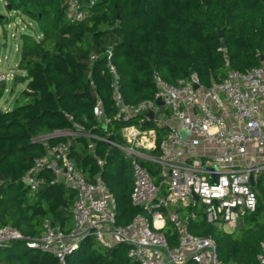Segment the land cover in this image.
Wrapping results in <instances>:
<instances>
[{
  "label": "trees",
  "instance_id": "1",
  "mask_svg": "<svg viewBox=\"0 0 264 264\" xmlns=\"http://www.w3.org/2000/svg\"><path fill=\"white\" fill-rule=\"evenodd\" d=\"M79 1L89 17L71 23L65 18L64 0H3L6 9L27 17L37 29L34 34L19 35V73L13 74L9 92L21 83L25 87L11 109H0V227L13 226L24 236L37 235L44 218L63 231L71 229L75 193L51 184L48 176L30 194L21 178L43 154L38 137L70 127L68 117L105 137L92 107L98 94L109 118L116 111L105 61L108 50L127 103L152 97L155 73L174 83L195 72L207 86L223 77L226 61L239 71L264 65L258 60L264 57V0H97L91 6L86 0ZM221 40L225 49H220ZM5 88L1 83L0 98ZM132 122H111L107 127L112 132L110 140L120 142V129ZM155 130L152 154L157 156L166 133L163 127ZM95 152L104 160L102 168L83 138L73 141L69 156L87 180L100 174L116 199V223L126 225L143 212L130 201L129 163L117 148L100 140L95 142ZM144 165L155 171L153 163ZM255 188V211L246 214L242 228L232 232L208 224L197 208L196 214H190V206L180 212V208L174 209L187 221L191 233L214 238L217 256L225 263L258 264L260 243L264 241V177L257 180ZM163 231L169 245L174 246L176 234L169 220ZM91 238L86 237L77 250L67 254L65 264H137L126 256L129 246L125 244L101 247L95 241L86 250ZM0 264L59 263L46 252L27 248L24 240H13L0 246ZM185 264L196 263L188 260Z\"/></svg>",
  "mask_w": 264,
  "mask_h": 264
},
{
  "label": "built area",
  "instance_id": "2",
  "mask_svg": "<svg viewBox=\"0 0 264 264\" xmlns=\"http://www.w3.org/2000/svg\"><path fill=\"white\" fill-rule=\"evenodd\" d=\"M96 1L86 3L91 6ZM64 12L71 23L89 17L79 0H64ZM105 61L116 111L109 118L98 94L92 107L105 137L68 117L70 127L38 137L43 154L21 178L30 194L48 176L51 184L75 193L71 229L63 231L44 218L39 233L30 237L4 225L0 227V246L24 240L27 248L46 252L59 264H65L66 255L91 236L101 247L128 245L126 256L137 264H185L188 260L196 264H227L217 256L214 238L191 233L187 221L179 218L174 208L190 206V214H196L194 208L199 203L205 221L223 231L235 229L246 214L255 211V183L264 177V65L239 71L226 61L223 77L207 86L195 72L174 83L155 73L152 97L127 103L110 50ZM12 78L11 73L0 71V84L11 82ZM157 99L163 102L162 106L156 104ZM130 120L133 122L120 129L121 141L110 140L108 125ZM156 127H163L166 134L159 142V154L154 156ZM181 132L187 136L183 138ZM78 138L86 140L99 168L104 160L95 152L97 140L117 148L128 161L132 176L130 201L143 210L130 223H116V199L100 174L87 180L70 158V146ZM146 162L154 164L153 173L144 165ZM193 195L197 198L193 199ZM166 220L175 229L174 246L169 245L163 231ZM257 262L264 264V241L260 243Z\"/></svg>",
  "mask_w": 264,
  "mask_h": 264
},
{
  "label": "rangeland",
  "instance_id": "3",
  "mask_svg": "<svg viewBox=\"0 0 264 264\" xmlns=\"http://www.w3.org/2000/svg\"><path fill=\"white\" fill-rule=\"evenodd\" d=\"M0 17L3 23L0 25V71L18 72L16 62L20 50L19 35L23 32L34 34L37 30L36 24L27 17L6 9L3 0H0ZM9 83H6L7 88L9 87ZM20 86L18 84L12 92L6 90L3 93V96L0 98L1 110H6L14 106V100L23 88ZM198 208L201 209V206H198ZM94 245L95 240L93 238L89 239L86 244V250H90Z\"/></svg>",
  "mask_w": 264,
  "mask_h": 264
},
{
  "label": "water",
  "instance_id": "4",
  "mask_svg": "<svg viewBox=\"0 0 264 264\" xmlns=\"http://www.w3.org/2000/svg\"><path fill=\"white\" fill-rule=\"evenodd\" d=\"M217 36H218V38H221V36H222L221 31H218V32H217ZM220 49H225V43H224L223 40H221ZM258 60H259L260 62H264V57H263V56H260V57L258 58ZM156 104H157L158 106H162V105H163V102H162L160 99H157V100H156ZM152 115H153L152 112L149 113L150 118H152ZM181 136L184 138V137L187 136V133H186V132H181ZM251 182H252V181H251ZM252 183H253V182H252ZM192 198H193V199H196L197 196H196V195H193ZM241 224H242V223H241ZM241 224L239 225V229L242 228V225H241Z\"/></svg>",
  "mask_w": 264,
  "mask_h": 264
},
{
  "label": "crops",
  "instance_id": "5",
  "mask_svg": "<svg viewBox=\"0 0 264 264\" xmlns=\"http://www.w3.org/2000/svg\"><path fill=\"white\" fill-rule=\"evenodd\" d=\"M19 41H20V40H19ZM20 47H21V44H20ZM19 52H20V50H19ZM18 58H19V57H18ZM4 59H5V56H4ZM17 62H18V59H17ZM17 62H16V67H17ZM17 71H18V70H17ZM9 73H11V74L13 75L14 73H19V71H18V72H9ZM8 83H9V82H8ZM20 85H21L23 88L25 87V83H21ZM10 86H11V82L9 83V87H8L9 89H8L7 86H6V88L4 89V92H5L6 90L9 92V90H10ZM21 86H20V87H21ZM23 88H22V89H23ZM22 89H21V90H22ZM21 90H20V91H21ZM20 91H19V92H20ZM9 109H11V108H7L6 110H9ZM198 206H199V205L197 204L196 207H195V208H197V210H196L197 212L200 211V209L198 208ZM182 207H183V208H182ZM185 207H186V206H181V205H180V206L175 207V208H180V209H179V212H180V211H181L182 209H184ZM188 207H189V206H188ZM199 207H200V206H199ZM179 212H178V214H179ZM71 218H72V217H71ZM241 223H242V224H241ZM241 223H239V224L236 226L235 229H233V230H225L224 232H232V231H234V230H239V225L241 224V225L243 226V222H241ZM72 225H73V222H72ZM71 227H72V226H71ZM39 231H40V230H39ZM38 233H39V232H38ZM35 236H36V235H35Z\"/></svg>",
  "mask_w": 264,
  "mask_h": 264
}]
</instances>
